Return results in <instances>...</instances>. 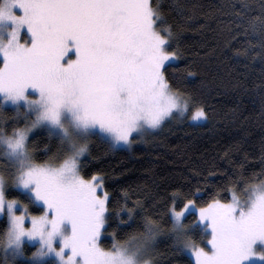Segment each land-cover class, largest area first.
Listing matches in <instances>:
<instances>
[{"label":"snow or ice","instance_id":"snow-or-ice-1","mask_svg":"<svg viewBox=\"0 0 264 264\" xmlns=\"http://www.w3.org/2000/svg\"><path fill=\"white\" fill-rule=\"evenodd\" d=\"M161 2H0V113L10 104L25 121L9 131L0 119V157L7 161V172L0 171V214L8 218L0 232L3 264L23 257L26 241L38 245L28 258L32 264H156L163 229L152 216L142 217V231L126 239L113 231L111 246L102 244L111 198L99 173L83 174L82 158L92 138L110 148L130 146L134 134L160 129L176 113L207 119L206 108L165 75L180 52L171 47L177 34L164 26ZM235 15L236 28L257 35L264 48V10L246 24L244 11ZM39 128L59 138L61 156L37 160L30 134ZM9 188L22 189L30 199H9ZM228 191L230 200L214 197L198 208L193 198L185 197L179 209L173 203L166 213L168 231L195 264H264V179ZM181 195L174 191L172 201ZM31 203L42 206L39 215L29 212ZM138 207L139 201L125 206L129 219ZM190 209L198 214L192 224L184 222ZM195 224L204 229L199 241Z\"/></svg>","mask_w":264,"mask_h":264},{"label":"trees","instance_id":"trees-1","mask_svg":"<svg viewBox=\"0 0 264 264\" xmlns=\"http://www.w3.org/2000/svg\"><path fill=\"white\" fill-rule=\"evenodd\" d=\"M243 3L249 7L242 8ZM161 8L164 26L170 25L177 34L171 47L180 52L177 61L166 66L165 75L175 89L204 106L208 117L202 124L167 121L130 149L110 148L92 138L82 171L86 176L99 173L110 194L104 246H111L113 231L120 239L142 231V217L149 215L163 229L155 245L156 264H195L168 231V207L175 203L181 208L185 197L195 199L197 208L214 197L229 200V188L240 192L246 181L264 179V48L257 35L236 28L235 15L244 11L246 24L261 14L264 0H162ZM0 119L9 131L14 123H25L8 107ZM30 145L37 160L43 161L58 151L60 141L42 130L30 136ZM174 191L182 195L173 202ZM7 194L9 199L28 201L14 188ZM137 201L143 207L129 219L125 206L135 207ZM29 211L41 210L31 203ZM194 220L195 215L189 214L184 222ZM6 227L0 218V232ZM193 231L199 241L202 229L195 224ZM29 250L25 245V253ZM3 260L0 255V264ZM15 264L32 263L16 260Z\"/></svg>","mask_w":264,"mask_h":264},{"label":"rangeland","instance_id":"rangeland-1","mask_svg":"<svg viewBox=\"0 0 264 264\" xmlns=\"http://www.w3.org/2000/svg\"><path fill=\"white\" fill-rule=\"evenodd\" d=\"M2 2V0H1ZM17 12H19V10L17 9ZM177 61V59L171 61L169 64H172V63H175ZM4 107H8V108H13L15 109V107L13 105H10V104H7V105H4ZM194 114V112L190 111L189 113H187L186 115L184 116H181L180 114L176 113L174 114L173 118L170 119V120H167V121H171V120H175V121H185L187 123H190V124H202L205 122L204 119H201V120H192L191 119V116ZM165 121V123L167 122ZM48 131L47 129H44V128H39V129H36L34 130V132L32 134H30V136L34 135L36 132H39V131ZM158 130L160 129H156V130H146L143 134H134L133 136V139H134V142L130 145V146H127V145H118V146H115L113 148H122V149H130L132 148L133 146L143 142L144 138L149 135L150 133H153V132H157ZM54 136H56L55 134H53ZM57 137V136H56ZM58 138V137H57ZM59 139V138H58ZM62 155V152L61 151H57V152H53L52 154H50V156H56V157H59ZM49 156V157H50ZM85 157V156H84ZM83 157V158H84ZM82 158V159H83ZM55 162V161H53ZM7 161L3 158V157H0V171H3V172H7V169L5 167ZM15 190H18L20 193H22L23 195H26L27 196V199H30V196L29 194H27L26 192H24L22 189H18V188H14ZM12 199V198H11ZM230 199H231V195H230ZM229 199V200H230ZM34 206H36L37 208H39L41 210L42 206L39 205V204H36V203H32ZM30 212V211H29ZM31 214L33 215H39L40 213L36 214V213H32L30 212ZM189 214H194L195 217H196V220L198 219V214L196 213V210L195 209H190L188 213L185 214V217ZM0 218H4L5 221H6V224H7V216L4 215V214H0ZM201 229H202V233H204V229L202 228V226H200L199 224H197ZM28 226H30V222L28 223ZM192 233L194 234V231H193V228H192ZM159 238V237H158ZM157 238V239H158ZM203 244L206 245V241H203ZM25 245H28V247L30 248V250L25 253V255L23 257H18L16 260H27L29 262H31L28 258L31 257V254L33 252L36 251V248L38 247L37 243L35 241H26L25 242ZM183 252H185L187 255H189L194 263H195V257L192 255V253L189 251V250H183ZM0 255L2 256V258H4V254L3 252L1 251ZM46 260L49 259V258H45ZM32 263V262H31Z\"/></svg>","mask_w":264,"mask_h":264}]
</instances>
